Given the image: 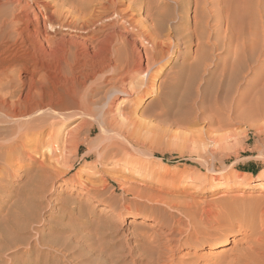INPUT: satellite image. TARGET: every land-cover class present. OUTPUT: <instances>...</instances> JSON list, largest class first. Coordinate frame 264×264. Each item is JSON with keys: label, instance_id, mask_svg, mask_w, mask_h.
<instances>
[{"label": "rangeland", "instance_id": "rangeland-1", "mask_svg": "<svg viewBox=\"0 0 264 264\" xmlns=\"http://www.w3.org/2000/svg\"><path fill=\"white\" fill-rule=\"evenodd\" d=\"M130 1L128 0V3ZM247 1L249 2V0ZM245 2V0L244 2L243 0L234 2V6H237L235 8L236 14L242 16V21H238L239 17L236 15V18L238 17L236 19L239 24L238 29L241 30L240 32L236 30V33L239 32V34L242 33L243 28H245L244 30L249 29L248 25L251 15L248 12L251 13L249 10L250 3H247L248 6H246ZM239 5H245L248 9L244 8V10L243 6L240 8ZM238 6L244 12H241ZM7 9L9 8L7 7ZM36 9V5L32 9L30 8L31 12H35ZM175 11H173V15L175 14L174 16L176 17L178 14ZM245 11H247L246 15H249L247 16V18L249 17L248 20H246L247 18L244 15ZM139 14L138 17L140 16L141 18L145 12L142 11ZM243 20L247 21L246 26L242 24L245 23ZM222 25L219 26L220 30L219 28L217 30L218 35L216 34L215 36L216 40L220 43L217 42L218 45L213 49L214 51L209 52V55L212 54V58L208 60L210 57L208 56V62L206 61L208 63L207 66L204 65L205 67H202L194 75L191 73L186 74V78L183 79L184 83L182 82L183 84L173 91L171 99L166 97V94L170 90L168 81L165 87H161L160 82L164 77L162 73L178 70V65L174 62L167 64L168 66L166 65V68L163 69L164 72L160 74H157V70L160 67L154 68L155 87H159V91L148 93L145 102L142 100V96L144 95L140 94L132 102H120L119 105L116 100L120 101L119 97L122 94L114 98L112 113H115L117 118L123 120L124 123L129 124L128 127L130 129L128 128V131H131L128 134L130 133L129 135L133 138V142L137 144L131 148L127 147L128 150H132L133 148L132 151H129L131 155L129 153L126 154L124 151L118 156L109 155L110 157L98 158L96 154L97 150L105 143L107 133L103 132L105 135L101 136L103 133L97 122H95L93 132L88 137L89 141L93 140L92 144H89V146L81 144L79 150H74L72 143L68 144L69 147L63 152V154L68 153L67 151L70 152L68 164H59L58 169L51 170L49 174L39 166L40 163H37L30 169V171L32 170L30 176L34 175L35 172L37 173L39 168L40 173L42 169L41 175L37 173L38 175H34L36 178L33 176L29 179L28 175H24L21 178L17 172L23 171L22 173H24V169L28 168V164H32L35 158L40 162L41 160H45L46 163L55 161V157L51 151L44 147L41 152L43 151L45 156H42L40 152L36 154L37 156L35 155V158L33 156V159L28 156L23 157L22 160L25 165L19 171L14 170L16 172H13L10 177L0 179V183H4L0 187V204L2 205L0 206V222L3 220L2 223L7 224V226L12 225L13 223L11 224V222H17L21 212L19 208L17 210L15 207L28 206L26 204L29 201L28 204L32 203L30 206L34 205L33 202L40 206V208L37 205L32 207L35 213L33 215L37 216L34 219L38 221L35 220L36 222L32 221L30 223L26 231L27 233L29 232L28 235L22 233L24 239L29 244L31 243V246L34 248L33 252L35 253H32V256L34 255L33 258L36 257L35 259H37L38 257L44 264H104L101 263V258L98 257L99 249L102 247L101 249H107L108 253L112 251L110 253L113 255L111 256V261H109L110 259L107 260L108 264H140V262L152 261L149 258V249L155 245V242L152 241V236L161 237L164 235V231L167 230L163 223L160 224L156 220L159 219V213L152 208L154 204L165 207V209L161 208V210H168L167 208L174 203V200L184 206L191 200L193 202L199 200L201 203L207 200H214L222 193L227 192V194L231 195L242 192L243 195H240L242 198L249 199L250 197L256 198L255 196H257L264 200V179L260 176L261 171L264 170V89H260L261 85L255 88V90L262 91L260 94H257L261 102H255L257 105L251 104L256 101L252 100L257 97L254 91H251V95L246 90L248 91L246 94L248 97L246 98L247 101L243 102L245 103L244 107H247L248 116L245 120H232L220 125L218 122L223 117V114L225 115V108H229V104L230 106L233 104L235 96L238 95L239 88L246 86L245 80H248V83L252 81L250 84L254 83L253 80L256 81L255 83H258L259 80L256 78L258 74H249L245 77L246 79L243 76H239L238 81L233 85L232 70L235 69L234 65L238 56L236 55L238 53L235 52L236 38L234 36L235 42L232 43V47L234 46L235 48L230 47L231 45L228 46V35L225 25ZM31 28L33 30L35 26L31 25L29 29ZM222 30H224V33ZM220 32L223 35L226 34V37L224 38ZM247 32L241 35L246 36ZM236 33L235 35L238 36L239 34ZM218 37H222L223 41L221 38L220 40L225 44ZM15 38L19 40L16 42ZM44 40V37L32 39L30 36L24 34L18 35L14 32L9 40L10 43L7 42L1 45L0 70H3V68L6 70V80L14 79V81H10L13 85L10 83L11 85L9 84V87H6L5 90L8 88L10 90L15 89V83L20 82L21 88L19 87L20 90L18 89L16 94L26 99V96L29 95L28 91L31 89V91H34L38 88L44 95L48 96L52 94L50 91H53V86H62L64 84L65 77H63L64 74L60 70L61 66L66 63L68 64V61L65 62L68 54L66 55L65 50L61 47H57L56 43L54 46H50ZM240 41H242V38ZM88 48L78 50L80 52H76L77 55L75 54L74 57L69 56L70 62L74 63V73L77 76L82 71L85 73L89 72L86 67H83L84 65H88L93 60L97 62L100 59L98 57L97 59L96 56H101V53H91L90 55L88 50L90 51L91 48ZM194 48H196L195 41L192 43L191 50H194ZM227 50H230V52L226 53ZM230 55L235 57H231ZM253 64L258 71L263 70L260 69L262 66L257 65V67L255 63ZM226 68L228 69L226 70ZM31 69L34 71L37 69L35 74L37 76L33 75ZM61 76L63 79H61ZM187 78L188 80H185ZM262 80L263 77L259 81L263 82ZM59 82L62 83L59 84ZM91 83L92 79L89 78V86ZM51 85L53 88L50 87ZM9 100L5 103L6 105H9ZM248 101L251 103L249 104ZM258 104L261 105L259 106ZM123 112L131 113L130 120L131 116H133L132 119L134 120L131 122L124 119ZM81 120L82 117L76 115L71 120L58 123L60 125L56 124L55 130L48 128L44 132V136L46 138L49 137L47 134H50L62 143L66 139L67 132L76 128ZM86 133L87 128H81L79 136H83ZM133 135L135 136L133 137ZM99 136L101 138H98ZM94 144H97L98 147L94 148ZM29 148L28 150H32ZM85 152H89L91 154L90 157H85ZM125 154L128 156H124ZM133 159L135 162H133ZM19 160H14L11 164L19 163ZM69 165L73 167H70L65 175L59 173L60 170H64ZM5 170L6 168L3 171ZM45 175L47 179H44L46 178ZM235 178L237 181L232 182L231 179ZM228 181L230 182L229 186L223 184ZM246 183V186L243 185ZM129 185L133 187L132 190ZM89 187H94L91 191L93 194L87 195L85 191ZM129 187L130 189H128ZM59 188L63 189L60 193H58ZM97 190L102 195L97 194ZM139 193L143 197L137 198L136 195ZM30 196L33 197L31 198ZM152 197L154 198L152 199ZM19 198L21 199L19 200ZM16 200H18L17 203H15ZM22 200L27 202L24 203ZM179 201L183 202L180 203ZM13 203L17 205L14 206ZM109 203L116 205L112 207ZM8 207L12 210L9 211ZM169 208L171 210V207ZM129 209L138 210L139 214H147L149 217L142 219L139 215H135L134 217L125 219V215ZM17 211L19 214L16 213ZM80 211L83 215H81ZM14 214L15 217L12 216ZM174 214L181 216L178 212H174ZM17 215L18 219L16 218ZM10 218H15V221ZM20 220H22V217H20ZM104 220H106V223H104ZM103 223L105 225L113 223V225L111 224V228H101L100 224L102 225ZM238 235L242 237L243 231L237 232L230 237L236 236L235 238L237 239ZM36 241L37 243L34 244ZM237 242H229L216 249L212 247L213 245H208V243H205L203 247L199 245H182L176 249L175 255L168 259V264H180L181 261H184L186 264H223L224 260L222 261V258L224 259L228 256H230L229 258L234 257L233 253L239 247V243ZM28 243L24 245L27 246ZM55 247L56 250L53 249ZM62 252L66 256L71 257H65ZM76 255L78 256L76 257ZM62 256L65 258L62 259ZM44 257L47 258L44 259ZM42 260H47V262H43ZM69 260L72 261L70 262ZM1 262L5 264L4 261L0 260V264Z\"/></svg>", "mask_w": 264, "mask_h": 264}, {"label": "bare ground", "instance_id": "bare-ground-1", "mask_svg": "<svg viewBox=\"0 0 264 264\" xmlns=\"http://www.w3.org/2000/svg\"><path fill=\"white\" fill-rule=\"evenodd\" d=\"M235 1L131 0L128 3V0H0V47L2 44L9 42L12 33L14 34L15 32L18 35L24 34L30 36L32 39L44 37V41L50 44V46H54L56 43L55 45L57 47H61L65 50L66 55L68 54V58L65 60V62L68 61V64L66 63L61 66L60 70L64 74L65 82L62 86H53L54 88L51 85L50 87L53 88V91L51 90L50 92L52 94L50 93L51 95L48 96L44 95L38 88H35L36 90L34 91H31L32 89L29 90V95L26 96V99L25 97L21 98L19 94L17 96L16 91H18L21 85L20 82L15 83V89L10 90L8 88L5 90L6 87H9L10 83L12 84L10 81H14V79L6 80V70L4 68L0 70V179L10 177L13 172H16L14 170L19 171L25 165L22 160L23 157L28 156L32 158L34 156L35 158V155L40 153L44 147L51 151L55 157V161L46 163L45 160H41L40 162L35 158L33 163L28 164V168L24 169V173H22L23 171L17 172L21 178L24 175H28L30 179L35 174L38 175L37 173L41 175L42 169L49 173L53 169L57 170L59 164H68L70 152L67 151L68 153L63 154L69 147L68 144L72 143L74 150H79L81 144H87L88 146L92 144L93 140L89 141L88 137L93 132L95 122H97L102 133H107L105 143L97 150L96 154L98 158L110 157L109 155L118 156L124 151L126 154L129 153L131 155L129 151H132L133 148L132 150H128L127 147L131 148L136 143L133 142L134 140L129 135L130 133L128 134L131 131H128L130 129L128 127L129 124L124 123L123 120L117 118L115 113H112L114 98L122 94L119 97L121 100H116L119 105L120 102H132L140 94L144 95L142 96V100L145 102L148 93L159 91V87H155L154 68L160 67L157 70V74H160L164 72L163 69L166 68L167 64L174 62L178 65V70L162 73L164 77L160 82L161 87H165L168 81L170 90L166 94V97L171 99L173 97V91L184 83L183 79L186 78V74L191 73L194 75L202 67L207 66L208 63L206 61L208 62L212 58V54L209 55V52L214 51L213 49L220 43L216 40L217 38L215 36L219 26L222 24L225 25V30L228 35V46L231 45L230 47H232V43L235 42L234 36L236 38L235 52L238 53L236 54L238 56L236 57L237 60L234 65L235 69L232 70L233 85L238 81L239 76L245 78L249 74H258L260 78L258 76L256 78L259 80L263 77V82L258 80V83H255L256 81L253 80L254 83L252 84H250L252 81L248 83V80H245L246 86L244 88H242L243 86L240 87L239 90L237 89L239 87L238 85L236 88L238 95L235 96L233 104L231 103L232 105L230 106L229 104V108H225V115L223 114V117L218 122L220 125L231 122L232 120H245L248 115L247 107H244L245 103L243 101H247V92L249 91L248 93L252 95L251 91H254L257 97L254 99L251 98L253 99L252 101H256L253 103L248 102L249 104H255L260 99L257 94H260L262 92L261 90L264 89V68H262L264 66V0H249V2L245 0V5L250 3L249 10L251 12H248L251 15L248 25L249 29L244 30L245 28H243L241 33L244 35L243 33H246L248 30L246 36L239 34L241 30L238 29V21H242V16L236 14L235 8L237 6H234ZM34 5L37 6L38 10L36 9L35 12H31L30 8L32 9ZM245 5L239 6L240 8L243 6L244 9L247 8L246 6L248 4ZM175 10L178 14L176 17L174 16L175 14L173 15V11ZM142 11L145 14L140 18L138 15ZM240 11L242 12L243 10L240 9ZM240 14L243 15L242 13ZM246 14L247 11L244 14L247 18L249 15ZM236 15L240 20L238 17V19L236 18ZM246 23L247 21L242 24L246 26ZM31 25L35 26L33 30L32 28L29 29ZM236 30H239V32L236 33ZM222 31L224 33V30ZM235 33L239 35L237 36ZM220 34L222 33L220 32ZM225 35H223L224 38L226 37ZM16 38L15 41L17 42L19 39ZM220 38L223 41L222 37ZM220 38L218 37L219 40ZM241 38L242 41H240ZM194 41L196 48L191 50ZM33 42L35 41L33 40ZM222 43L225 44L224 42ZM88 47L91 48L90 51L88 50L90 55L91 53H101V56L98 55L96 58L102 59H99L97 62L93 60L88 65H84L83 67H86L89 72L85 73L82 71L77 76L74 73V63L70 62L71 59L69 56L74 57L75 54L77 55L76 52H80L78 50L87 49ZM235 47L233 46L232 48ZM227 52H230V50H227ZM208 56H210L209 59ZM229 61L231 60L229 59ZM253 63L256 66H262L259 68L263 70L258 71L257 68L255 69ZM229 64L232 65L231 62ZM36 70H32L33 75L36 74ZM89 78L92 79L90 86ZM188 78L185 80H188ZM61 79H63L62 76ZM61 83L59 82V84ZM260 85L261 90H255ZM8 100L10 103L6 105L5 103ZM259 103L261 102L259 101ZM258 105L260 106L261 104ZM76 115L82 117V120L76 128L67 132L66 139L62 143L50 134H47L49 137L45 138L44 132L48 128L54 129L56 124L71 120ZM122 115L124 119L130 120L131 113L123 112ZM95 118L96 120H94ZM132 118L133 116H131V122L134 120ZM84 127L87 128V133L79 136V131ZM105 133L101 136H104ZM131 134L133 133L131 132ZM98 138L101 137L99 136ZM97 144L91 146L95 148L96 146L98 147ZM28 148L32 150H28ZM41 153L42 156H45L43 151ZM126 154L124 156H128ZM90 155L89 152H85L84 154L85 157H90ZM121 157L123 158V156ZM18 159L21 160H19V163L11 164L12 161ZM203 161L207 163L205 160ZM133 162H135L134 159ZM37 163H40L39 166L42 167L41 173L37 165L39 171L30 176V172H32L30 169ZM70 167L73 166L69 165L65 169L63 168L64 170H60L59 173L65 175ZM5 168L6 170L3 171ZM47 173L45 174L47 175ZM46 175L44 179H47ZM260 176L264 179V170L261 171ZM231 180L232 182L237 181L236 178ZM102 181L104 182V180ZM229 181L223 184L229 186ZM103 182L102 184L105 183ZM2 183H0V187ZM243 185L246 186L247 183ZM92 188L89 187L85 193L87 195L91 194ZM132 189L133 187H131ZM62 191L63 189L59 188L58 193ZM227 193H222L219 197L213 198L214 200H207L203 203L199 200L197 202L191 200L192 203L189 201L184 206L174 200V203L169 205L171 210H169V207L167 208L168 210H161V208L165 209V207H160V205L156 206L155 204L154 206L152 203V208L159 213V219L156 220L160 224L163 223L167 230L164 231V235H160L161 237L152 236L153 240H151L155 242V245L151 248L149 247L150 252L148 251L149 258L152 261L140 262V264H168V259L175 255L176 249L186 244L203 247L205 243H208V245L211 244L216 249L229 242L234 243L238 240H240L237 242L239 243V247L233 253L234 257L229 258L230 256H228L224 259L221 257L222 261L224 260L223 264H264V200L257 196H255L256 198L250 197L249 199L242 198L240 196L243 195L242 192L236 195ZM97 194L102 195L101 192ZM136 196L137 198L143 197L140 193ZM30 197L32 198L33 196ZM157 201L160 202L159 200ZM17 202L18 200L15 203ZM22 202L26 203L27 201L22 200ZM28 203L26 204L28 206L21 208L20 206L15 207V209H20L21 215L19 217L18 215L16 216V218H19L17 222L10 221L11 224L13 223L9 225L10 227L2 223L3 220L0 222V260L4 261L5 264H44L38 257L37 259H35L36 257L33 258L34 255L32 256V253H35L33 252L34 248L22 235V233L28 235L29 232L27 233L26 231L30 223L36 220L34 219L35 217L37 218V216L33 215L35 213L32 208L37 204L33 202L34 205L30 206L32 203ZM109 204L112 207L116 205ZM13 205L15 206L17 204L13 203ZM0 206L2 205L0 204ZM8 210L11 211L12 209L10 210L8 207ZM174 212H178L181 216H178V214L175 215ZM10 213L13 214L12 212ZM81 215L83 214L81 213ZM135 215H139L142 219L149 217L147 214H139L138 210L129 209L125 215V219L134 217ZM12 216L15 217V214ZM20 217H22V220H20ZM10 219L14 220L15 218ZM104 221L106 223V220ZM104 223L102 225L100 224L101 228H111V224L113 225V223L110 225H105ZM240 231H243L242 237H239V235L237 239L235 238L236 236L230 237ZM26 243H28L27 246L24 245ZM22 247L24 248L22 249ZM101 248L99 249L98 257L101 258V263L108 264L109 262L107 260L110 259L109 261H111L113 254L110 252L112 251L108 253L106 251L107 249L104 250ZM53 249L56 250V247ZM62 253L65 257H68L64 252ZM46 256L48 257V255ZM47 257H44V259ZM65 257L62 256V259ZM44 261L47 262V260ZM69 261L71 262L72 260ZM180 264L186 263L181 261Z\"/></svg>", "mask_w": 264, "mask_h": 264}]
</instances>
